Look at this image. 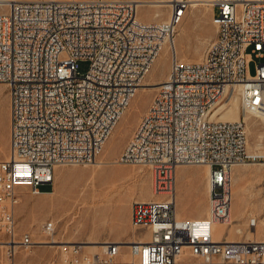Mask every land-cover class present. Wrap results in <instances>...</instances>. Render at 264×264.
<instances>
[{"label":"built area","instance_id":"obj_1","mask_svg":"<svg viewBox=\"0 0 264 264\" xmlns=\"http://www.w3.org/2000/svg\"><path fill=\"white\" fill-rule=\"evenodd\" d=\"M169 3L164 22L141 20L131 0L10 1L0 12V82L10 99L9 155L0 160V243L10 255L13 246L33 244L17 222L22 191L41 195L57 166L94 163L189 7V0ZM212 8L216 35L204 58L181 61L172 48L165 89L145 111L148 126H136L121 152L123 163L153 172L159 198L134 200L130 211L131 225L149 231V240L66 243L53 264H264V237L215 238V225L231 220L237 163L261 166L262 211L248 228L261 224L264 231V121L257 154L247 150L245 122L264 110V0H212ZM79 61L89 62L85 73ZM235 81L251 93L241 99L239 140L228 141L221 112ZM183 135L194 143L183 144ZM196 165L209 167V213L179 217L177 169ZM42 231L50 236L57 225L48 220Z\"/></svg>","mask_w":264,"mask_h":264},{"label":"rangeland","instance_id":"obj_2","mask_svg":"<svg viewBox=\"0 0 264 264\" xmlns=\"http://www.w3.org/2000/svg\"><path fill=\"white\" fill-rule=\"evenodd\" d=\"M210 1L200 2L193 6L189 5L174 37L179 39L183 46L182 49L177 50L178 59L199 60L205 56L216 35V27L213 22L214 11ZM156 13L157 15H155ZM168 15L169 8L166 5L143 4L138 9V17L145 21L165 20ZM181 30L183 35L180 39ZM168 50L167 45H164L151 68V72L146 76L149 84L139 88L131 101L129 110H126L115 127V129L120 127L118 134L111 142V136L109 137L102 152L97 157V160H104L105 163L56 167L54 179L56 186L52 191L56 193V196L51 193L35 196L27 189L22 191L21 202L17 207V222L21 231H29L32 234L33 246L18 250L14 257L8 253L5 247H0V264H53L60 252V247H56V245L65 246L66 243L64 242L66 241L93 240L101 242L105 239L127 241L132 234L141 239H147L150 236V232L147 230L132 229L130 208L134 200L152 196L153 172L148 166L123 163L120 160V155L148 108L152 97L156 94L157 88L161 84L160 81L164 80L169 72L171 55ZM198 50L201 51L200 55L196 53ZM256 65L257 60L252 58L248 65L249 73L252 76L256 73ZM88 67V61H79L81 73H85ZM9 107L8 88L5 83L0 82V160L6 159L9 155ZM261 122L262 120L257 117L247 119L250 146L248 149L250 150H257L256 144H258L261 133ZM188 167L192 168L181 172L177 171V183L181 185V179L187 181L191 187L192 200L189 198L181 200L177 197V211L184 216H200L204 214L207 207V187L205 183L204 189V182L202 181L203 167L202 169L195 166ZM59 170L65 172V177H60ZM189 170L195 171V174H190ZM250 172L253 175L256 174L254 170H250ZM243 173L247 174L248 169L241 168L234 172L235 175ZM92 183L95 185V189L100 190L105 197L101 200V205H97L98 207L90 211L84 226L78 232L79 223L73 224L80 217L78 213H74L81 211L82 205L80 203L87 198L88 191L94 189ZM49 188L48 185L41 186V190ZM259 190L261 189L258 183L256 187H251L246 192L237 191L233 195L231 207L233 223L217 227L219 238H248L250 230L247 223L248 217L251 216L250 213L255 214L256 217L261 215V193ZM254 191L258 192V198ZM177 194H179L178 191ZM107 199L111 203H107ZM82 210L85 212L86 209L83 208ZM69 211L72 213L68 214ZM48 220L56 222L55 237L58 239V243L52 244L49 241V236H44L42 233L41 225ZM258 236H264L262 227L258 230Z\"/></svg>","mask_w":264,"mask_h":264},{"label":"bare ground","instance_id":"obj_3","mask_svg":"<svg viewBox=\"0 0 264 264\" xmlns=\"http://www.w3.org/2000/svg\"><path fill=\"white\" fill-rule=\"evenodd\" d=\"M10 1H38V0H0V12L2 11H5L6 8H7V5L9 4ZM124 1V0H123ZM131 1H136L138 3V9L141 5L143 4H148V5H151V6H160V5H166L168 6L169 8V15L167 17V19L165 20H159V21H148V22H164V21H167L171 15V8H170V0H131ZM200 2L202 3H205L207 2L206 1H201V0H189V5H197L199 4ZM210 5L212 6V0L210 1ZM157 15V13L155 14ZM213 18H214V13H213ZM145 21V20H144ZM182 22V20H181ZM180 22V23H181ZM214 22V21H213ZM179 23V24H180ZM179 24L176 26V33H177V27L179 26ZM180 39L182 38V35H183V32L181 30L180 32ZM179 36V35H178ZM164 45H167L168 47V51L170 52V55H171V58H172V48L174 49V52L178 58V54H177V50L178 49H182L183 46L180 44V40L179 39H172V40H166L164 41L162 47H161V50L163 48ZM200 49V48H199ZM160 50V51H161ZM166 50V49H165ZM166 52V51H165ZM200 50L196 51L197 55H200ZM160 53V52H159ZM204 58V57H203ZM203 58L199 59V60H181V61H200L202 60ZM180 60V59H179ZM154 64V63H153ZM152 64V66H153ZM152 66L150 67V69L147 71V73L145 74L144 78L141 80V83H140V86L136 89L135 91V94L137 93V91L139 90V88H141L142 86L144 85H147L149 84L148 80L146 79V76L151 72V68ZM170 69H171V66H170ZM170 69H169V72L168 74L166 75L165 79L160 81V86L158 89H165V80L167 78V76L169 75L170 73ZM159 76V75H157ZM159 78V77H158ZM163 79V78H162ZM251 93V86L249 85H243V81H235L234 82V85L232 86H229V94L231 97V101L229 103V106L227 109H224L222 112H221V119H224L222 121V130H226V138H228V141H237L239 140V133H236V129H239L240 128V121H237L239 118H240V107H241V99H244L245 97H248L249 94ZM134 94V96H135ZM134 96L132 97V99L134 98ZM132 99L130 100L127 108L125 109L124 113L126 112V110L128 109L129 110V106L131 104V101ZM153 99V97H152ZM151 99V101H152ZM150 101V102H151ZM150 104V103H149ZM149 106V105H148ZM224 107L221 106L219 109H222ZM147 110V109H146ZM145 110V111H146ZM123 113V115H124ZM122 115V116H123ZM121 116V117H122ZM250 117H257L259 119L262 120L261 122V130H262V123L264 121V110H258L256 112H252L248 115L245 116V122H246V128H247V119H249ZM121 119V118H120ZM251 121V120H250ZM253 121V120H252ZM259 121V120H258ZM119 122V121H118ZM117 122V123H118ZM116 123V125H117ZM115 125V127H116ZM138 126H148V114L147 112L144 113V115L142 116ZM113 129L112 133H111V139H110V142L112 141V139H114L116 137V135L118 134L119 130H120V127L118 126L116 129ZM255 129V128H254ZM259 132V131H258ZM247 133H248V130H247ZM259 134V133H258ZM257 137V136H256ZM259 141H258V144L257 145V150H250L248 149L250 146H249V142L247 141V150L249 153H254V154H257L259 153L260 151V141H261V133L259 134ZM182 143L183 144H192L194 143V136H190V135H183L182 136ZM106 144V143H105ZM109 144V143H108ZM106 150H107V147H106ZM102 152V151H101ZM100 155V154H99ZM121 156V155H120ZM104 158V157H103ZM123 161V160H122ZM102 163H105L104 160H97V157H94V164L96 165H99V164H102ZM239 164H242V166H249V167H252L254 172H260V176H261V166L260 164L258 163H248V162H244V163H237V164H234L233 167H232V176H233V183H232V197L233 195L237 192V191H240V192H246L247 190H249L251 187H253V181L252 180H249V184L248 185H244L241 187V185H236V180L237 178H239V176L237 177L234 172H235V167L234 166H238ZM139 166H144V165H139ZM196 166H202L204 168V175L206 174V180H207V198H208V194H209V186H208V173H209V167L207 165H196ZM58 167V166H57ZM181 167V166H179ZM247 168V167H246ZM95 169V168H94ZM253 172V173H254ZM92 177V175H91ZM241 177V176H240ZM261 180V179H260ZM153 181H154V176H153V179H152V184H153ZM92 187H94V189H92L91 191H88V193L86 194L87 198L84 199L80 205H82V209H86L85 212L81 209L80 212H75L74 214H79V219L78 220H75L74 224L73 225H76L79 223V228H78V232L81 230V228L84 226L86 220H87V217L88 215L90 214V211H92L94 208L98 207L97 205H101V200L104 199L105 195L101 193L100 190H97L95 189V185L92 183ZM76 190V189H75ZM153 198H151L150 200H156L159 198V196L154 192V188H153ZM261 192V190H259V193ZM108 193V192H107ZM43 194H47V193H43ZM250 194H252V192H250ZM103 196V197H102ZM22 198V197H21ZM69 200L71 201V198H69ZM106 200V199H105ZM139 201H149V200H139ZM110 202V200L107 199V203ZM111 203V202H110ZM109 203V204H110ZM176 205H177V200H176ZM76 206V205H75ZM260 210L262 211V201H261V207H260ZM72 212L69 211L68 214H71ZM209 213V207H208V202H207V208H206V214L207 215ZM177 215L179 216L178 214V211H177ZM251 216L248 217V219L250 218H256V215L253 214V213H250ZM76 216V215H75ZM180 217V216H179ZM55 222V221H54ZM56 223V222H55ZM81 223V224H80ZM233 223V216L231 214V220L228 222V223H225V224H216L215 225V238L217 240H221V238L218 237V232H217V227L219 225H231ZM43 224V223H42ZM248 224V223H247ZM262 227L261 224H259L256 228V230H253V229H250V234L248 236V238L245 240H252L254 238H258V239H262L264 236L262 237H259L258 236V230L259 228ZM41 228H42V225H41ZM133 229H135L133 226H132ZM239 230V229H237ZM43 235L44 236H47L46 234H44V232L42 231ZM56 233V232H55ZM55 233L51 234L48 238H49V241L54 244V243H58V239H56L55 237ZM150 236L147 238V239H141V241H146V240H149ZM227 241H242L243 239L241 237H238V238H234V237H231V238H228L226 239ZM133 241V240H132ZM35 242V241H34ZM74 242H79V241H66L64 243H74ZM85 243H88V246H95L96 243L98 242H95L93 240H86ZM94 244V245H93ZM33 245H23V246H13L12 247V250L14 251L12 254V256L14 257L15 254L18 252V250L20 249H28L30 247H32ZM0 247H5L6 249H8V245L4 244V243H0ZM56 247H62V246H58L56 245ZM9 256V255H8ZM12 263V262H11Z\"/></svg>","mask_w":264,"mask_h":264},{"label":"crops","instance_id":"obj_4","mask_svg":"<svg viewBox=\"0 0 264 264\" xmlns=\"http://www.w3.org/2000/svg\"><path fill=\"white\" fill-rule=\"evenodd\" d=\"M214 13V12H213ZM183 30V29H182ZM183 32V31H182ZM195 167H198V168H201L202 169V166H195ZM235 167V171L237 172L238 170H240L241 168H243V169H248V173L247 174H245V173H243V174H240V176L238 175V174H236V176L238 177L239 176V178H237V180H236V185H241V187L242 186H244V185H248L249 184V180H252L253 181V188L254 187H256L257 186V184L259 183L260 184V179H261V176H260V178H259V172H256V174L255 175H253V174H251V172H250V170L252 171L253 170V168L252 167H249V166H242V164H239L238 166L236 165V166H234ZM247 167V168H246ZM189 168H192V167H188V166H181V167H178V169H177V171L178 172H181V171H183V170H185V169H189ZM56 172V171H55ZM190 174H195V171H192V170H189L188 171ZM202 172H203V174H202V181L204 182V189H205V183H206V185H207V180H206V174L204 175V168L202 169ZM58 174L60 175V177L62 178L63 176L65 177V172L64 171H58ZM48 186L50 187L49 189H47V190H44L45 191V193H51L52 195H54V196H56V193H54V192H52V191H54V189H55V186H56V182H55V180H54V183L52 184V185H49L48 184ZM177 191H178V193L179 194H177V197L179 198V199H181V200H186L187 198H189V199H191L192 200V195H191V187L188 185V183H187V181H185V179L183 180V179H181V185H180V183H177ZM256 189V188H255ZM261 189V188H260ZM254 193L256 194V197L258 196V192H256V191H254ZM261 193V192H260ZM242 195V194H241ZM245 195V194H244ZM206 197H207V192H206ZM151 198H153V193H152V196L151 197H149V198H142V199H140V200H150ZM258 198V197H257ZM139 200V199H138ZM259 201V200H258ZM206 206H207V204H206ZM207 208V207H206ZM130 211H131V208H130ZM178 214H179V216H184L183 214H181V213H179L178 212ZM206 214V211L204 212V214L203 215H200V216H190V217H201V216H204ZM126 225H127V223H126ZM128 226V228H129V225H127ZM133 229V228H132ZM136 230V229H135ZM133 237V238H132ZM135 237V235H133L132 234V236H130L129 238H128V240H127V242L128 241H132V240H135V239H140L141 240V238H134ZM114 241H118V240H115V239H113ZM77 241V240H76Z\"/></svg>","mask_w":264,"mask_h":264}]
</instances>
